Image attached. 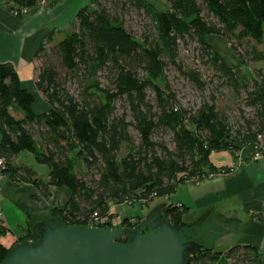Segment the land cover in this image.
Here are the masks:
<instances>
[{
    "label": "trees",
    "instance_id": "1",
    "mask_svg": "<svg viewBox=\"0 0 264 264\" xmlns=\"http://www.w3.org/2000/svg\"><path fill=\"white\" fill-rule=\"evenodd\" d=\"M104 1L89 0L75 13L69 31L55 42V32L48 35L36 51L35 87L46 105L44 111L36 110L37 97L22 87L13 66L0 63V176H7L15 186H33L45 199L49 187L66 188L67 201L51 210L64 226H87L96 214L97 226L112 228L111 205L146 206L155 197L174 194L179 184L228 172L210 162L212 152L235 154L249 148L246 158H250L254 145L264 152V74L257 69L252 79L245 80L240 67L226 65L209 41L212 36L222 37L236 53L239 66L245 65L232 40H262L264 0H166L165 10L145 0H127L151 15L154 34L142 40L125 28L117 6L110 8ZM41 2L0 0L18 17L22 9H34ZM189 41L199 47L225 86L251 108L250 117L234 130L213 95L195 111L177 106L165 79V58L175 62L179 46ZM186 74L202 88L198 72ZM121 98L127 102L128 116L116 114ZM159 130L170 133L172 148L154 141ZM21 153L43 166L46 177L15 163ZM77 160L94 173L77 174ZM186 211L169 204L164 215L182 227ZM138 220L124 218L121 225L135 227ZM6 234L0 221V263L16 243L34 238L27 228L6 245L1 242ZM126 241L124 237L118 243ZM187 264H264V253L248 245L207 248Z\"/></svg>",
    "mask_w": 264,
    "mask_h": 264
},
{
    "label": "crops",
    "instance_id": "2",
    "mask_svg": "<svg viewBox=\"0 0 264 264\" xmlns=\"http://www.w3.org/2000/svg\"><path fill=\"white\" fill-rule=\"evenodd\" d=\"M70 3L73 5L69 6ZM40 5L27 15L18 17L0 4V63L11 64L19 75L22 87L42 98L35 87L38 67L35 53L48 35L53 32L63 35L70 30L73 23L71 18L79 8L75 9L73 0H50L44 6ZM42 103L36 108L39 112L46 108ZM248 149L235 154L228 150L212 152L215 155L210 158V154V162L216 167L228 169V172L179 184L174 194L164 197V204L150 209L146 215L138 210H134L133 214L123 213L121 207H129L126 205H111V212L115 214L114 217L117 213L121 214V221L123 218L137 217L140 225L159 209L164 215V209L169 204L184 206L187 208L185 213L195 217L188 224L182 216L186 225H194L204 216L205 223L220 233L208 248L227 250L234 245H248L264 253V152L260 159L252 160L246 158ZM13 161L18 165L31 166L42 178L46 177L47 170L28 153L19 154ZM48 193L55 205H63L69 198V191L63 187H49ZM0 196V221L7 234L14 239L30 228V222L36 216L49 215L59 220L58 216L47 211V201L29 184L15 186L8 177L0 176ZM5 205L7 212L3 209ZM16 209L23 215L24 222L19 221ZM117 226L125 227L121 222Z\"/></svg>",
    "mask_w": 264,
    "mask_h": 264
},
{
    "label": "water",
    "instance_id": "3",
    "mask_svg": "<svg viewBox=\"0 0 264 264\" xmlns=\"http://www.w3.org/2000/svg\"><path fill=\"white\" fill-rule=\"evenodd\" d=\"M30 229L35 239L16 243L0 264H187L220 234L205 222L174 225L161 209L131 228L64 226L40 215Z\"/></svg>",
    "mask_w": 264,
    "mask_h": 264
},
{
    "label": "rangeland",
    "instance_id": "4",
    "mask_svg": "<svg viewBox=\"0 0 264 264\" xmlns=\"http://www.w3.org/2000/svg\"><path fill=\"white\" fill-rule=\"evenodd\" d=\"M50 0H42V5L48 3ZM61 1V0H56ZM121 2H115L113 0H106L103 3L110 7L116 8V12L119 18L124 23L125 28L137 39L142 40L145 36L152 38L154 34V25L151 18L150 13L141 8H137L134 4H131L127 0ZM123 1V2H122ZM147 2L152 3L157 10H165L166 9V0H145ZM76 8H81L88 4L89 0H73ZM117 5H116V4ZM41 4V3H40ZM73 5L70 3L69 6ZM74 5V6H75ZM35 9V8H34ZM75 17V16H74ZM74 17L71 19L74 20ZM70 28V27H69ZM63 35L56 34L54 36L53 42L57 39L59 40ZM211 44L215 48V50L220 54L226 65L229 67H240V75L245 80H250L255 76L257 69L262 71L264 74V27H263V37L260 42L251 39H243L241 41H237L235 39L232 40V44L237 49V53H239L240 57L246 61L245 65H240L237 62L236 53L230 48V44L227 43L222 37L212 36ZM50 46V45H49ZM165 67V79L169 84L171 90L176 95L177 106L181 105V107L187 111H195L204 101H209V96L213 95L216 97V105L217 107L223 111L228 119L229 123L234 130L238 125H242L244 123L243 118L250 117L251 108L245 106L242 96H235L234 93L230 90L229 87L225 86V84L219 79L218 72L209 64L207 57L204 56L199 50V47L192 41L187 42V44H183L179 46L178 57L175 62H169L166 60ZM188 71H196L200 74L203 86L202 88L197 87L191 80H189L186 72ZM102 76H105V73H102ZM148 98L152 101L153 94L149 90L147 92ZM37 97L36 108L39 107V103H42V98L35 94ZM43 104V103H42ZM125 113L127 116L129 114L127 110V102L124 98H121L116 103V114L122 115ZM130 132L133 136H136V132L130 129ZM154 141H164L166 142L168 148H172V142L170 140V133L167 130H159L155 132ZM223 153V152H217ZM124 152L120 154L122 156ZM215 155V153L211 154L210 158ZM221 155V154H220ZM76 172L81 176L88 177L89 174L94 173L93 170H86L80 162L76 161ZM38 170H41L39 166ZM7 177V176H6ZM50 196V195H49ZM0 196V202H1ZM47 201V211L51 212L52 208L58 207L61 208L63 205H55L53 200H50L49 197L45 199ZM6 203V200L2 202V206ZM9 203V202H8ZM161 204H164V197H155L152 201L148 203V205H126L129 207H121L123 213L128 212L129 214H133L134 210L140 211L142 214L146 215L150 209L157 208ZM4 212L8 211L7 206L3 207ZM20 218L19 221H23V215L16 209ZM114 212L117 213L116 209ZM122 215L117 213V216L113 218V225L116 226L121 222ZM124 219V218H123ZM195 219L193 214H183V221L186 223L193 222ZM18 220V219H17ZM59 220L61 218L59 217ZM16 222V220H15ZM24 222V221H23ZM205 222L204 216L201 221L197 223ZM64 223V222H63ZM196 224V223H195ZM192 225H184L182 228H188ZM14 238H12L11 234H7L1 237V242L9 245ZM35 238H33L34 240ZM12 240V241H11ZM32 240V241H33ZM37 240V239H36ZM209 247V245H208Z\"/></svg>",
    "mask_w": 264,
    "mask_h": 264
},
{
    "label": "built area",
    "instance_id": "5",
    "mask_svg": "<svg viewBox=\"0 0 264 264\" xmlns=\"http://www.w3.org/2000/svg\"><path fill=\"white\" fill-rule=\"evenodd\" d=\"M29 11L30 10L22 9L21 10V15L25 16V15H27L29 13ZM13 14L14 15H18V12L14 11ZM249 152H250V156H251L250 159H252V160L260 159L263 156V148L261 146L254 145V146L251 147ZM1 163H2V160L0 159V165H1ZM112 222H113V220H112ZM90 225L94 226V227H99V226H97L98 224H97L96 214H94L92 221H90L87 226L90 227Z\"/></svg>",
    "mask_w": 264,
    "mask_h": 264
},
{
    "label": "bare ground",
    "instance_id": "6",
    "mask_svg": "<svg viewBox=\"0 0 264 264\" xmlns=\"http://www.w3.org/2000/svg\"><path fill=\"white\" fill-rule=\"evenodd\" d=\"M72 9V8H71ZM72 12V11H71ZM73 13V12H72ZM72 17V16H71ZM64 20H66V18H64Z\"/></svg>",
    "mask_w": 264,
    "mask_h": 264
},
{
    "label": "clouds",
    "instance_id": "7",
    "mask_svg": "<svg viewBox=\"0 0 264 264\" xmlns=\"http://www.w3.org/2000/svg\"><path fill=\"white\" fill-rule=\"evenodd\" d=\"M115 227V226H114ZM113 228V227H112Z\"/></svg>",
    "mask_w": 264,
    "mask_h": 264
},
{
    "label": "flooded vegetation",
    "instance_id": "8",
    "mask_svg": "<svg viewBox=\"0 0 264 264\" xmlns=\"http://www.w3.org/2000/svg\"><path fill=\"white\" fill-rule=\"evenodd\" d=\"M144 231H146V230H144Z\"/></svg>",
    "mask_w": 264,
    "mask_h": 264
}]
</instances>
